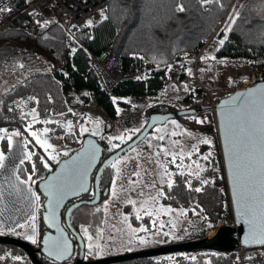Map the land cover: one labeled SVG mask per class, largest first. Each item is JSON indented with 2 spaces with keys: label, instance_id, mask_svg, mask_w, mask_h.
<instances>
[{
  "label": "trees",
  "instance_id": "16d2710c",
  "mask_svg": "<svg viewBox=\"0 0 264 264\" xmlns=\"http://www.w3.org/2000/svg\"><path fill=\"white\" fill-rule=\"evenodd\" d=\"M8 1L17 11L21 9L24 2V0ZM178 4H183L185 11H175ZM234 10L239 12V16L233 23L230 16L233 15ZM77 34L86 48L74 43L75 50L70 54L65 33L56 24L42 27L35 36L27 35L16 27L0 31V64L17 53H23L28 60L42 57L53 66L52 71L33 68L22 82L12 86L0 97V129H6L7 134L13 130L19 131L24 137L26 154L33 153L31 159L24 158V163L19 162L17 166L18 175L29 181L40 197L39 210L34 222L37 224V227L35 226L37 242L32 243L27 238H22L33 246H38L45 232L41 218L44 198L37 190L38 180L53 170L60 159L76 150L86 134L96 137L103 145L100 163L92 175L91 189L87 194L67 202L62 211L63 224L67 228L66 209L77 200H89L94 197V176L100 164L130 141L127 139L121 142L119 147L112 148L107 139L100 140L91 131L82 132L80 123L85 119V115L67 110V91L87 90L104 112L114 117L117 112L118 98L155 95L166 83V68L181 55L197 52L215 34L219 39L215 52L216 58H226L237 63L244 62L254 67L264 66V0H219L218 3L203 6L200 0H107L105 19L91 29ZM221 40L224 41L223 44H220ZM103 48H108L121 59L124 70H132L136 74L133 79L118 82L109 93L102 90L95 73L88 64V53H99ZM31 110H35L37 114V121L31 125L35 130L47 126L49 135L62 134L70 138L74 146L67 155L59 153L55 155L57 159L52 160L40 145H35L29 139L27 126L30 122L28 113ZM170 110L176 109L165 105L150 106L146 109V115L149 117L153 112L164 113ZM51 117L67 121L68 133L63 128H53V122L49 120ZM44 121L49 123H43ZM146 123L147 121L137 133L131 136V139L143 130ZM153 128L154 126L150 130ZM206 131L208 135L212 134L211 137H214L213 128ZM214 139L217 145V139L215 137ZM26 140L29 143L26 144ZM1 149L8 150L6 135L1 139ZM216 149L217 146L213 151L215 153L205 160L204 167L201 168L203 171H198L199 178L195 174L189 177L182 170H172L170 178L174 181L173 187L171 189L167 187L169 176L160 186L165 193L160 196V200L173 209L189 212L190 206L197 204L201 208L202 224L206 232L212 230L223 216L230 213L224 173L220 168ZM41 157L43 160L40 159ZM45 161L49 165L47 168L44 167ZM111 162L106 164L99 174L98 200L91 205H77L69 214L70 225L83 242L82 259L85 260H92V258H85L87 247L81 226L88 227V232L94 233L103 221L102 205L110 196V186L114 176ZM33 165H35L34 172ZM181 172L184 173L183 176L180 175ZM186 180L191 182V186L185 183ZM204 180H208L209 183L204 184ZM196 188H200L201 191H195ZM123 210L134 226L149 225V217L141 216V219L137 220L138 214L129 207V204L125 205ZM31 224L32 221H29L26 227L17 228L16 232L21 233L20 235L11 233L9 236L21 238L23 233L32 232ZM69 234L74 241V257L77 259L78 239L71 230ZM169 242L170 240L165 239L163 243ZM173 253L180 254V252ZM165 256L166 254L133 258L110 264H168ZM15 257L20 259H14ZM233 257V253L229 254L213 248L196 251L186 258L178 255L173 264H230ZM0 264L33 263L21 248L0 244Z\"/></svg>",
  "mask_w": 264,
  "mask_h": 264
},
{
  "label": "rangeland",
  "instance_id": "374dc122",
  "mask_svg": "<svg viewBox=\"0 0 264 264\" xmlns=\"http://www.w3.org/2000/svg\"><path fill=\"white\" fill-rule=\"evenodd\" d=\"M218 43L219 39L216 34L212 35L197 60V77L203 89H199L194 84L193 68L194 62L196 61L195 52L193 54L181 55L166 68L167 80L165 88L163 87L155 95L118 98V101H116L117 112L114 117L108 116L93 96L87 90L83 89H70L67 91V110L71 113L85 115V119L80 123V130L82 132L91 131L100 140L107 139L111 146L113 144L119 145L121 142L127 140L128 136H132L138 132H134L133 130H140L144 126L148 120V116L146 115V109L148 107L165 105L173 106L176 109L178 105H181L179 102L180 98L185 103L190 99L191 102L187 104L192 106L198 101L204 103L212 99L218 101V98L227 95L230 91L232 92L240 86L241 79L255 70L251 64H245L244 62L237 63L226 58H216L215 52ZM202 56L208 57V59L202 60ZM212 57H215V59H212ZM34 66L36 65L31 60H28L26 54L23 53H17L0 64V97L2 93L9 90L12 86L22 82ZM205 92L211 94L212 98L206 96ZM32 113L33 110L28 113L30 117L28 126L34 124V119L37 121L36 112L35 117ZM49 120L53 122V128L60 127L68 133L69 130L66 129L68 126L67 121L54 117H51ZM197 121L204 122L198 123ZM28 126L27 135L35 145L39 144L31 136L32 131H36L42 140H46L48 144L52 145V148L47 151L42 147L50 156L59 153H68L74 146L67 136L62 134L49 135L48 131H44V129L49 130L47 126H42L36 130ZM209 128L214 129L215 134L213 135L217 139V145L215 144L214 137H211L212 134H207L206 129L208 130ZM13 132H16V130H13ZM13 132L8 134L0 132V152H3L6 157V166H15L18 159H24L21 154V148L25 147L22 134L12 137V145L8 151L4 152L1 149L2 137L6 135L7 138ZM121 135L125 137L123 141L117 139H111L110 141L109 139ZM159 136H163L164 139H157ZM205 139L210 140L211 143H202ZM216 146L217 157L220 160V168L224 173L217 135V122L210 111L204 110L182 118H167L157 123L142 139L118 155L120 157V163L118 165L119 174L113 168V177L116 178V196H112L113 188L111 183L110 196L106 200L107 204H105V201L102 205L104 223L99 228L97 227L94 233H84L85 246L87 247L85 258H104L145 250L164 244L206 238L212 236L222 226H234L235 222L231 211L229 196L227 203L230 213L223 216L212 230L206 232L202 224L201 208L197 204H192L189 212L182 209L176 210L164 204L160 200V196L157 195L161 190V183L168 177V175H164L165 172L170 174L172 170L178 169L184 171L191 177L204 167L205 159L203 157L210 152L212 154L215 153L213 151ZM190 152L192 153L191 156L188 155ZM171 154L176 155L174 163L172 162ZM181 155L183 156V160L180 159ZM114 160H112L111 164ZM197 165H199V168H197ZM134 173H138V175H134ZM153 184L155 187H149ZM225 188L227 191L226 180ZM150 197H155L156 199L152 200ZM129 200L136 201V203L130 204L128 203ZM142 203L144 204L143 208L141 207ZM127 204L138 215L148 216L149 225L134 226L123 210V207ZM169 208L172 211H166ZM146 211L151 212L152 215H145ZM35 226L37 227V224ZM129 226L131 228L143 227L148 229V231H140L133 235L129 230ZM97 229H103L102 233L98 234ZM165 232L169 233L166 238L163 235ZM153 233H156V235H153ZM28 236H31V234ZM89 236L92 237L91 240H89ZM137 236H145L150 241L155 242L143 245L136 239ZM165 239L170 240V242L163 243ZM27 240L31 241L28 238ZM89 244L93 245L92 249H89ZM97 245L100 247L97 248ZM101 249L103 254L97 255V252ZM90 251L92 255H89ZM196 251L199 250L180 252L178 255L186 258ZM178 255L175 253L166 254L165 258L168 260V264L175 263Z\"/></svg>",
  "mask_w": 264,
  "mask_h": 264
},
{
  "label": "water",
  "instance_id": "95a60500",
  "mask_svg": "<svg viewBox=\"0 0 264 264\" xmlns=\"http://www.w3.org/2000/svg\"><path fill=\"white\" fill-rule=\"evenodd\" d=\"M252 89H255V91L250 92L249 90ZM262 95H264V80L258 81L254 86L249 88L235 89L230 94L220 97L216 104L217 135L220 144L231 211L235 222L234 226H222L214 234H212V236L206 238L164 244L145 250L104 258H96L92 260L82 259L84 246L80 236L70 225L69 214L71 210L77 205H91L98 200V177L102 168H104L106 164L110 163L127 148L133 146L140 139H142L157 123L162 122L167 118H179L187 115H193L197 112L194 108H187L182 110H170L164 113H151L143 130L100 164L94 176V197L89 200H77L66 209V228L62 220V211L65 205L70 200L79 198L89 192L91 189L93 172L98 167L102 157L103 145L96 137L86 134L83 137L81 145L68 156L60 159L54 169L47 173L45 177L38 180L36 184L37 190L44 198L41 218L45 227V232L41 236L38 246H33L31 243L22 238L9 235H0V244H9L21 248L33 264H47L40 260L39 257L41 255H44L57 264H64V262L67 261L74 253V241L69 234L70 230L71 233L78 239L79 254L74 262L66 264H110L133 258L150 257L173 252L208 250L213 248H218L223 252H231L237 243L247 249L263 246L264 244L258 243L254 236V229L257 227V222L251 215L245 216L243 214L244 205L240 200V190L237 189V193L234 195L233 176L229 169V154L231 153L233 147L231 125L235 120V116H232L230 119L229 110L237 107L242 111L246 110L253 102L258 104ZM93 150H96L94 160L91 159V153ZM80 184H83V186L88 190L82 191L79 187ZM54 186L59 188L58 191H55V194H53ZM50 200L52 201L51 206L49 205ZM53 214L55 216L54 219L52 218ZM46 216L49 218L45 219ZM58 240L67 241L69 246V252L64 259H56L55 256L49 254V249L52 244ZM45 241H47V244Z\"/></svg>",
  "mask_w": 264,
  "mask_h": 264
},
{
  "label": "snow or ice",
  "instance_id": "6c2138e0",
  "mask_svg": "<svg viewBox=\"0 0 264 264\" xmlns=\"http://www.w3.org/2000/svg\"><path fill=\"white\" fill-rule=\"evenodd\" d=\"M219 0H200L201 5H207L210 3H218ZM221 7H223V4H221ZM8 11L10 12V8H4L0 7V13ZM175 11L183 12L185 11V8L183 4H178ZM239 16V12L234 10L233 15L230 16V20L234 23L235 19ZM47 23V22H45ZM88 24H91L92 21L89 20L87 22ZM224 41L221 40L220 44H223ZM202 60L208 59V57H201ZM212 59H215V57H212ZM22 67V65H21ZM190 72V70H189ZM250 92H254L255 89L249 90ZM119 111V109H118ZM230 119L232 116H235V120L231 125V132L233 136V147L232 151L229 154V169L230 173L233 176V184H234V195L237 193V189L240 190V200L243 202L244 205V215L248 216L251 215L252 218L257 222V227L254 229V236L258 243L264 244V95H262L259 99L258 104L253 102L250 106L247 107L246 110H241L240 108H233L230 109ZM32 115L35 117V110H33ZM35 123V119L33 120ZM198 123H203L204 121H197ZM43 123H49V121H44ZM31 128V125L28 126ZM45 132L48 131V129H44ZM139 131V129L133 130ZM0 132H7L6 129H0ZM21 133L19 131L13 132L12 135L7 137V143L8 146L11 147L12 145V137L13 136H20ZM31 136L35 138V142L39 144L41 147L47 151L48 149L52 148V145L48 144L46 140H42L40 135L36 131L31 132ZM131 136H128L127 139L131 140ZM111 139H117L123 141L125 137L123 135L119 137L109 138ZM157 139L163 140V136L157 137ZM227 142V140H226ZM25 143H29V141H25ZM202 143L210 144L211 141L208 139H205L202 141ZM119 145L113 144L112 148H117ZM195 147V146H194ZM135 150V149H133ZM166 151V150H165ZM167 154V153H166ZM33 153H27L25 155V159H31ZM67 155V153H65ZM159 155V153H157ZM172 155V162L174 163L176 160V155ZM189 156L192 155V153H188ZM212 155V153H208L203 157V159L208 160L209 157ZM96 156V150H93L91 153V159H95ZM6 157L4 156L3 152H0V169H3L6 167L5 164ZM43 160V157L40 158ZM52 160H56L57 157L55 155H51ZM181 160H183V156L180 157ZM20 163H24V159L20 160ZM67 163V162H65ZM120 163V157L117 156L114 160V162L111 164V167L117 170V174H119V165ZM44 167H49L48 163L44 162ZM197 168H199V165H197ZM234 170V171H233ZM35 171V165H33V172ZM200 171H203V169H200ZM134 175H138V173H134ZM164 175H168L169 179L167 181V187L171 189L173 187L174 181L170 178L169 173L165 172ZM180 175H184L183 172L180 173ZM195 175L197 178H199V172H196ZM29 179H31L29 177ZM27 181H25L26 183ZM134 183V182H133ZM189 186H191L190 181H185ZM204 184L209 183L208 180L203 181ZM80 189L82 191H87L88 189L83 186V184L79 185ZM116 187V178L113 177L112 179V196H116L115 192ZM149 187H155V185H150ZM59 188L57 186H54L53 194H55V191H58ZM195 191L199 192L201 191L200 188H196ZM142 194V193H141ZM2 195V193H0ZM35 201H39L40 197L39 195L33 193L32 194ZM158 196L165 195L163 189H161L158 194ZM150 199L155 200V197H150ZM52 201H49V205L51 206ZM128 203L135 204L136 201L129 200ZM147 203V202H144ZM107 204V201L105 202ZM144 204L142 203L141 207L143 208ZM99 211V209H97ZM166 211H172L170 208ZM145 215L151 216L152 213L146 211ZM49 217H45V219H48ZM53 219L55 218L53 214ZM136 219H141L140 215L136 216ZM28 220L32 221L31 227H32V235L28 236L27 238L32 241V243H36L35 239V220L36 216L35 213H33ZM104 223V221H101V224ZM28 224V221L26 220L25 223H20L17 221L14 226L9 227V232L20 235L21 233L16 232L17 228H24ZM3 221H0V234H3ZM81 230L87 234L88 233V227L81 226ZM130 232L134 235L137 232L145 231L147 232L148 229L146 228H131L129 226ZM103 229L98 230V234L102 233ZM153 235H156V233H153ZM163 235L168 236L169 233L165 232ZM89 240L92 239L91 236L88 237ZM136 239L139 241L140 244L146 245L151 242L148 238L145 236H137ZM131 242V241H130ZM47 244V241H45ZM89 249H92L93 245H88ZM100 246L97 245V248ZM131 250V249H129ZM69 252V246L67 241H56L52 244L51 248L49 249V254L52 256H55L56 259H64L67 253ZM91 251L89 252V255H91ZM102 249L97 252V255H102ZM14 259L19 260L20 257H15Z\"/></svg>",
  "mask_w": 264,
  "mask_h": 264
},
{
  "label": "built area",
  "instance_id": "2783aa9c",
  "mask_svg": "<svg viewBox=\"0 0 264 264\" xmlns=\"http://www.w3.org/2000/svg\"><path fill=\"white\" fill-rule=\"evenodd\" d=\"M0 7L11 9L10 12L5 11L0 13V31L16 27L27 35L35 36L40 32L42 27L56 24L63 29L67 48L70 54H72L75 50V44L86 48L77 33L87 31L105 19L107 0H24L21 9L18 11L13 8L8 0H0ZM89 20L92 21L91 24L87 23ZM206 44L207 42L197 50L193 68L194 84L199 89H203V87L197 77L196 64ZM31 61L36 65L33 67L34 69L43 71L53 70V66L42 57H37ZM88 64L95 73L102 90L106 93L111 92L118 82L133 79L136 76L134 71L124 70L121 59L115 56L108 48H103L99 53L89 52ZM252 68L255 70L243 77L240 81V86L236 89L249 88L254 86L258 81L263 80L264 66ZM163 87L165 88V84ZM205 94L212 98L208 92H205ZM179 102L181 105H178L176 110L190 107L196 109L197 112L208 110L216 120L217 101L214 99L207 103L198 101L193 106L187 104L191 102L190 99L185 103L180 98ZM225 253L234 254L230 264H259L264 262V245L253 250H248L237 243L231 252Z\"/></svg>",
  "mask_w": 264,
  "mask_h": 264
},
{
  "label": "crops",
  "instance_id": "0c3cea01",
  "mask_svg": "<svg viewBox=\"0 0 264 264\" xmlns=\"http://www.w3.org/2000/svg\"><path fill=\"white\" fill-rule=\"evenodd\" d=\"M7 148L9 146L7 143ZM6 150V151H8ZM4 151V152H6ZM22 157L26 155L25 147L21 148ZM21 159L17 160L15 166H6L0 169V221H3V234L10 235L9 227L14 226L17 221L25 223L35 213L38 214L39 201H35L33 193L37 194L33 185L21 178L17 173V166ZM25 181H27L25 183ZM38 195V194H37ZM32 232L23 233L21 238H27ZM25 236V237H24Z\"/></svg>",
  "mask_w": 264,
  "mask_h": 264
},
{
  "label": "flooded vegetation",
  "instance_id": "af4514ba",
  "mask_svg": "<svg viewBox=\"0 0 264 264\" xmlns=\"http://www.w3.org/2000/svg\"><path fill=\"white\" fill-rule=\"evenodd\" d=\"M40 260H41L42 262H44V263H47V264H57L56 262H54V261L48 259V258L45 257L44 255H41V256H40ZM75 260H76V258L74 257V253H73V255H72L67 261H65L64 264L74 262Z\"/></svg>",
  "mask_w": 264,
  "mask_h": 264
}]
</instances>
